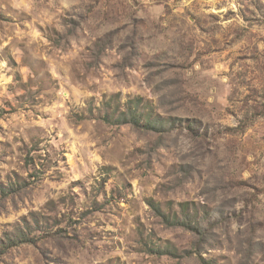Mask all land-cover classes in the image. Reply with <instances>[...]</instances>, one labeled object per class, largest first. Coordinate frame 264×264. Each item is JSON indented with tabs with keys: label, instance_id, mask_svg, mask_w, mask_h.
I'll return each instance as SVG.
<instances>
[{
	"label": "rangeland",
	"instance_id": "1",
	"mask_svg": "<svg viewBox=\"0 0 264 264\" xmlns=\"http://www.w3.org/2000/svg\"><path fill=\"white\" fill-rule=\"evenodd\" d=\"M0 264H264V0H0Z\"/></svg>",
	"mask_w": 264,
	"mask_h": 264
}]
</instances>
